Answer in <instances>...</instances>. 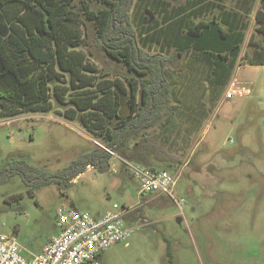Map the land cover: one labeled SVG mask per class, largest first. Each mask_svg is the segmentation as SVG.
<instances>
[{"label": "rangeland", "instance_id": "374dc122", "mask_svg": "<svg viewBox=\"0 0 264 264\" xmlns=\"http://www.w3.org/2000/svg\"><path fill=\"white\" fill-rule=\"evenodd\" d=\"M259 6V0H133L129 7L137 45L165 56L170 109L155 128H142L140 134L180 156V164L168 170L176 177L173 198L139 196L130 163L91 132L100 113L90 115L92 122L87 119L91 131L79 118L82 110L71 101L76 90L84 94L104 78L123 84L129 73L97 48L91 29L86 37L83 27H76L80 35L72 41L78 44L74 51L89 62L80 80L72 77L73 93L65 88L59 100L58 83L55 88L51 83L46 108L0 101V168L22 153L28 164L45 167L54 181L33 197L25 194L22 211L13 209L19 203L3 202L4 196L25 191L21 180L11 176L0 185V233L37 252L57 232L59 207L101 216L117 204L129 207L125 223L133 231L101 253L102 264H264V65L240 63L252 53L250 43L260 41L255 32ZM145 8L154 13L151 22ZM1 13L20 34L34 31L35 19L28 13L13 6ZM213 17L239 47L217 66L216 73L227 66L219 79L213 70L217 57L202 53L200 42L185 33L193 21ZM213 33L206 30L204 40ZM70 72L61 70L66 77L58 80L68 85ZM232 89L237 93L228 95ZM96 148L108 154L105 171L88 165L66 180L62 171L78 154Z\"/></svg>", "mask_w": 264, "mask_h": 264}, {"label": "trees", "instance_id": "16d2710c", "mask_svg": "<svg viewBox=\"0 0 264 264\" xmlns=\"http://www.w3.org/2000/svg\"><path fill=\"white\" fill-rule=\"evenodd\" d=\"M259 2L255 12V32L260 41L250 43L254 45L253 51L242 56L241 64L264 65V0ZM126 3L127 0H0V101L23 109L46 108L51 83H54L53 88L58 83L56 87L60 91L55 94L59 100H63L65 88L73 93L75 81L72 77L80 80L79 72L87 70L89 61L74 51L78 44L72 41L80 35L76 27L82 26L86 37L91 29L97 48L108 58L120 62L129 75L124 77L125 84L110 83L104 78L94 87L83 89L84 94L80 95L82 90H76L71 101L78 111L82 110L79 118L104 146L117 151L127 163L155 171L174 170L181 162L180 156L140 134L142 128H155L170 109L167 105L170 90L163 71L165 56L149 54L137 45L129 8L122 14ZM11 6L35 19L33 32L20 34L14 26L7 24L1 9ZM217 25L214 17L200 19L193 21L185 33L200 42L202 53L208 51L217 57L213 70L219 79L227 66L223 73H216L217 66L228 61L230 53H235L239 47L236 38L227 36L222 26ZM209 29L214 30L213 38L204 40L205 31ZM62 37L71 42L60 40ZM175 53L180 56L179 52ZM66 68L71 71L67 77L70 78L68 85L58 80L59 75L66 77L61 73ZM97 86L100 88L94 90ZM97 113H100V123L90 130L87 125L92 122L90 115ZM123 148L128 152H122L120 149ZM17 155L18 159L12 157L0 168V185L7 183L11 176L21 180L25 191L4 196L3 202L11 206L19 203L13 209L22 211L20 202L25 194L33 197L38 189L54 181L45 167L30 165L22 158V153ZM107 157L101 148L81 152L61 174L70 181L83 173L88 165L105 171ZM57 184L60 187L66 185L60 181Z\"/></svg>", "mask_w": 264, "mask_h": 264}, {"label": "built area", "instance_id": "2783aa9c", "mask_svg": "<svg viewBox=\"0 0 264 264\" xmlns=\"http://www.w3.org/2000/svg\"><path fill=\"white\" fill-rule=\"evenodd\" d=\"M236 93L232 89L228 95ZM128 165L137 182L139 196L160 194L172 197L176 184L173 174ZM127 213L129 207L117 204L101 216L72 207H59L54 215L57 232L37 252L28 251L14 238L0 233V264H102L101 253L125 241L133 231L125 223Z\"/></svg>", "mask_w": 264, "mask_h": 264}, {"label": "water", "instance_id": "95a60500", "mask_svg": "<svg viewBox=\"0 0 264 264\" xmlns=\"http://www.w3.org/2000/svg\"><path fill=\"white\" fill-rule=\"evenodd\" d=\"M132 1L133 0H127V3L125 4V6H124V8H123V10H122V14L130 7V5L132 4ZM145 13L147 14V15H149V21H151L152 19H153V16L148 12V10H145ZM142 93L140 92V95H141Z\"/></svg>", "mask_w": 264, "mask_h": 264}, {"label": "crops", "instance_id": "0c3cea01", "mask_svg": "<svg viewBox=\"0 0 264 264\" xmlns=\"http://www.w3.org/2000/svg\"><path fill=\"white\" fill-rule=\"evenodd\" d=\"M145 10H148V12L153 16V19H154V13H153L149 8H145ZM145 10H144V14L147 15V14L145 13ZM147 17H148V22H151V21L153 20V19H152L151 21H149V15H147ZM100 260H101V255H100Z\"/></svg>", "mask_w": 264, "mask_h": 264}]
</instances>
